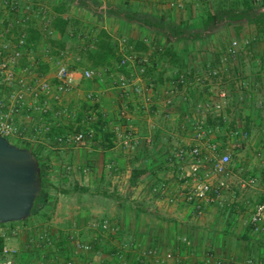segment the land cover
Listing matches in <instances>:
<instances>
[{
  "label": "rangeland",
  "instance_id": "1",
  "mask_svg": "<svg viewBox=\"0 0 264 264\" xmlns=\"http://www.w3.org/2000/svg\"><path fill=\"white\" fill-rule=\"evenodd\" d=\"M12 3L17 5V12L10 11ZM212 5L217 7L216 1ZM101 6L102 8H100ZM60 7H63V13L59 15L67 19L68 22L66 32L62 36L53 32L50 27L51 19L56 15L53 9ZM118 7L121 12L127 13L130 22L107 14L108 9H117ZM200 11V5L195 0H182V7L179 9H169L165 6L164 1L159 0H0V33L4 38L9 39L13 44L18 38L26 40L29 31L37 33L34 41H25L26 46L20 49L22 53L28 54V57H32V59L24 57L17 63V73L23 74L26 81L30 79L44 80L54 86V74L60 66H65L76 73L83 69L99 70L102 72L101 76H103L104 69L109 70L101 82L79 80L75 88L59 95L57 100L49 99L47 114L42 118L48 125V130L44 133H33V129L40 127L41 123H34L38 113L28 108V104H30L28 97L24 98V105L13 117L12 124L16 129H21V135L17 138L7 139L11 145L30 150L31 145L41 147L47 145L52 149L49 152L43 149V152L36 154L38 161L45 169L43 185L39 189V191L45 192V205L36 214L28 216L22 221L0 224V264H4L6 261L9 264H118L113 251L120 248L116 245H119V242H124L128 236H124L122 233L119 236L113 233V235L111 233L94 235L85 230L83 224L85 225L88 220L94 218L95 213L100 215V212L107 210L111 201L117 198L127 199L132 202V206L142 205L140 202L147 205L145 211L149 215L159 213L155 206L158 201H163L165 205L169 206L165 200L174 193L175 189L172 192L169 188V192H172L170 194L151 191L152 187H157L158 182L156 183L154 180H159V174L148 177V180L139 181L137 179L132 188L127 187L126 184L123 185V183L114 188L111 186L115 185L114 181H119L117 179L119 171L108 170L104 167L106 161L102 155L107 147L104 135L109 126L112 131L119 133L130 126L136 135L141 134L131 119L133 112H130L125 104L127 97H120L117 90L113 88L114 80L118 76H126L125 71L116 68V62L122 55L129 53L146 58L144 77H148L149 82H152L154 86L159 84V80L163 82L164 78L171 76L168 73V67L160 62L161 55L159 54L163 41L161 34L168 30L167 27L171 30L179 27L186 35L175 43V53L184 60V62L181 60L175 65L182 66L184 71L195 72L199 75H202L207 69H213L218 73L215 80H212L214 84L221 83L223 79L231 80L234 83L243 79L246 82V78L238 75L235 71L238 61L235 58L227 59L226 44L239 37L240 33L242 36L245 29L247 33L251 32L252 26L244 21L230 26L219 23L214 28L202 32L197 17ZM105 18L110 19L109 25L103 24ZM101 19L103 20L101 21ZM144 20L151 22V27H156L143 26L145 25ZM161 21L164 24H160ZM236 26L239 29H236ZM101 27H104L108 34L106 40L116 58L109 64L95 66L93 65L95 60L88 59L86 54L95 49L97 34ZM206 36H210L214 42L209 38L206 40ZM190 37L191 39H189ZM135 42L142 43L144 49H135ZM22 69H26V71L22 72ZM132 72L133 74L137 73L136 70ZM10 90L16 91L15 88L0 89V97L7 99ZM87 91L97 93L96 104L84 100V93ZM108 95L113 97L114 109L109 107ZM5 103L9 104L8 101ZM131 108L137 113L136 105H132ZM120 111L125 113L126 118L118 117ZM150 114L148 118L145 117L146 121L149 119V123H156L160 119L156 116L158 113ZM157 123L166 134L161 136L160 152L156 157L151 158L152 162H149V166H163L165 171L162 175L163 177L166 175L164 181L169 182L175 188L177 179L173 167L167 161V155L171 154L177 146L187 143L188 138L183 142V139H180L183 137H180V133L172 128L170 122L165 124L157 121ZM87 130H91V136L85 138L80 144L72 146L64 139V137L73 136L79 132L85 133ZM150 131L152 132V129ZM250 142L249 139L241 142L242 157L238 158L235 155L230 157V161L235 167V162L244 169L252 164L253 151ZM81 144L89 150L91 147H95L98 155L95 160L98 162H93V166L101 169V176L99 173H95L99 174V186H86L85 191L82 192L80 191L82 188L76 185L75 177L80 175L82 169L79 167L82 166L83 157L74 149ZM259 164L262 167L260 162ZM239 173L242 172L236 170V174L239 175ZM138 175H134V179L138 178ZM90 183L91 181H88V184ZM259 185L257 178L251 189L235 188L232 185L224 195L225 203L228 206L224 210H231L236 206L240 207L238 212L242 216H248L252 206L258 203L254 193ZM250 195L253 197L250 198ZM129 198L132 199L129 200ZM248 200L252 202L249 204ZM95 202H99V205ZM223 207L221 208L223 209ZM217 208H219V212L222 211L220 207ZM141 209L134 208L133 210ZM78 212L82 213L81 218L84 217L81 224L76 219ZM101 217L103 220H107V217ZM71 235L83 242L91 243L92 250L83 254L75 253L67 241ZM93 237H96V242L92 240ZM139 247L141 246L139 245ZM122 253L124 264H136L134 253L128 251ZM146 264H150V262Z\"/></svg>",
  "mask_w": 264,
  "mask_h": 264
},
{
  "label": "crops",
  "instance_id": "2",
  "mask_svg": "<svg viewBox=\"0 0 264 264\" xmlns=\"http://www.w3.org/2000/svg\"><path fill=\"white\" fill-rule=\"evenodd\" d=\"M261 11L264 12V8ZM109 20V18H105L103 24L109 25ZM249 25L252 26V33H247L245 29L242 36L240 33L239 37L226 44V49H228L231 43H235V59L238 61L235 71L238 75L245 77L246 82L243 79L236 83L223 79L221 83L214 84L215 78H213L212 85H205L204 87L193 85L185 89L177 88L173 104L169 109L168 119L161 118L160 114L156 115L157 113L154 115L160 118L157 121L161 123L170 122L169 124H172V128L180 133V137H183L180 138L183 139V142L189 137L188 133H190L191 124L199 120L202 121L205 129L210 130V140L218 144L230 157L232 155L238 158L242 157L243 152H241L242 147L240 148V144H242V141L249 139L251 140L250 147L253 153L256 150L260 151L262 159H264V143H262L264 141V81L262 79L264 75V34L256 35L254 26L252 24ZM102 28L104 29V27ZM208 38L214 42L210 36H206V40ZM167 61V58L160 59L162 65L168 67V73L171 76L164 78L163 82L159 80L158 85H153L160 94L170 89L174 83L175 76L184 70L176 69L175 66L170 65ZM148 79V77L144 78L143 82L145 84H153ZM240 81L245 82L247 85L245 87L240 86ZM218 85L220 86L217 87ZM103 86L107 87L106 85ZM220 94H223L222 98ZM108 96L109 107L114 109L113 97L111 95ZM125 104L130 112H133L131 119L141 133L138 136L142 139L149 137L150 142L146 144L141 140L133 148H120L113 143L114 134L110 126L108 127L109 129L107 128V133H110L112 137L111 139H104L107 144L104 149V155H102L106 161L104 167L108 170L119 171L117 177L119 181H114L116 182L114 183L115 185L111 186L114 188L115 186L118 187V184L123 183V185L126 184L127 187L132 188L135 186L137 179L141 181L159 174L160 181L155 179L154 182H158L157 186H164L162 194H170L175 189L170 196L172 197L178 192V188L177 186L173 188L169 182L166 183L164 181L166 180V175L164 177L162 175L165 171L163 166H149V162H152L151 158L156 157L157 153L160 152L159 142L162 140L161 136L166 133L159 127L157 121L153 124L149 123V119L146 121L145 117L148 118L149 114L145 116L146 114L137 106L134 97L131 95L127 96ZM132 105L137 106V113L132 110ZM197 107H200V109H197ZM153 108H157V106ZM40 121L38 116L34 123H41ZM182 127L185 130L181 131ZM150 129H152V132ZM232 132H236L237 135L231 137ZM46 140L48 139L46 138ZM43 146L31 145V150H29L36 155L44 150L49 152L52 149L47 145ZM153 146H156V148H153ZM94 148L93 146L89 150L82 144L74 148L75 152L83 157L82 166L79 167L82 170L80 175L75 177L76 185L82 188L80 189L81 192L85 191L86 186H99L98 180L100 179L101 169L93 166V162H98L95 160L98 155ZM253 153L251 160L253 165L251 164L244 169L239 167V163L235 162V168H239L236 170L242 172L239 174H242L244 178L250 176L254 177L255 180L256 178L259 179L260 185L254 195L256 202L260 203L264 200V163L255 159ZM170 155H167L168 162ZM99 162L101 163V160ZM259 162L262 167H260ZM96 172L99 174L96 175ZM136 174H139L138 178L134 179ZM88 181H91V183L88 184ZM169 188H171L172 192H169ZM235 188L239 187L236 186ZM252 197L253 195H250V198ZM131 199L129 198V200ZM165 201L166 204H169L167 200ZM95 203L99 205V202ZM140 204L142 205L132 206V202L127 199H113L111 204L107 206V210L104 209L105 211L100 212V215L95 213L94 218L88 220L83 226L85 230L93 234L94 232L88 228V224L92 221L103 220L101 216H105L115 229L113 234L119 236L122 233L124 236H128V239L116 245L120 246V248L122 247L123 252L132 253L127 248L129 242L136 243L138 247L140 245L139 250H154L158 255L171 251L174 254V260L168 264H203L201 261L202 254L206 250L212 251L218 259L231 261L234 264H242L246 259H252L255 264H264V233H254L249 229L247 224L248 216H242L238 212L240 207L234 206L235 208L231 210H224L228 207L224 200L223 206L226 207L222 206L223 209L220 207L222 209L221 212H219V208L214 206H203L197 212L192 207L185 205L179 198L173 204H169V206L165 205L163 201L156 202L155 206L159 213L149 215L145 211L147 205L141 202ZM133 207L144 209L135 211ZM81 216L82 213L78 212L76 219L79 224L84 218H81ZM181 238H186L190 243V247L179 246L178 240Z\"/></svg>",
  "mask_w": 264,
  "mask_h": 264
},
{
  "label": "built area",
  "instance_id": "3",
  "mask_svg": "<svg viewBox=\"0 0 264 264\" xmlns=\"http://www.w3.org/2000/svg\"><path fill=\"white\" fill-rule=\"evenodd\" d=\"M164 1L165 6L169 9H179L182 7V0H159ZM258 2L260 0H254ZM10 11L17 12L18 7L15 3L10 5ZM25 39L18 38L15 43L3 37L0 33V89L15 88L16 91L8 92V97H0V137L4 139L17 138L21 135V129H16L12 124V119L19 113V109L24 105V98L28 97L30 104L28 108L36 111L40 120V127L33 129V133L39 134L46 132L48 125L43 121V117L47 114L49 99L57 100L59 95L71 91L77 86L79 80L88 81H103V76L108 69L99 70L83 69L80 72L67 69L65 66L57 68L54 74L55 85L51 86L49 82L44 80L30 79L26 81L23 74L17 73V63L22 58L28 57V54L22 53L21 48L25 45ZM235 43L226 50L228 60H233L236 56ZM146 58L129 53L122 55L116 62V68L126 72V76H118L114 80V87L120 97L131 95L136 99L137 106L146 115L150 113H158L161 118L168 119L169 109L173 104L174 94L177 88L185 89L193 85H212V79L217 77V71L207 69L202 75L195 72L183 71L175 76L174 83L170 89L160 94L155 89L153 84H145L143 82ZM137 73L133 74L132 71ZM26 69H22L25 72ZM78 75V77H77ZM264 81V75L262 76ZM240 86L245 87L247 84L240 81ZM98 95L95 92L87 91L84 93V100L96 104ZM223 97V94H220ZM6 101L9 102L6 105ZM157 106V108H153ZM153 108V109H152ZM158 109V110H157ZM200 109V107H197ZM157 110V111H156ZM120 118H126L123 111L119 112ZM182 130H185L182 127ZM114 141L116 145L124 149H130L138 145L141 140L148 144L149 137L141 138L136 135L131 127H126L123 132L113 131ZM236 132L231 133V137L236 136ZM91 136V130L85 133L79 132L73 136L64 137L66 142L72 146L80 144L87 137ZM189 141L183 145L173 149L169 162L174 169L177 179L178 192L167 199V203L173 204L176 199H179L195 211L199 212L203 206L222 207L224 195L233 186H238L240 189H251L255 184L254 177H246L242 174H236V168L230 161V156L219 147L218 144L210 140V130L205 129L202 121H195L191 124ZM141 138V139H140ZM61 140V139H58ZM8 141V140H7ZM253 157L264 163L260 151H254ZM233 179V180H232ZM164 186L152 187L151 191L163 193ZM247 224L249 229L254 233H264V200L260 203H255L248 215ZM88 228L96 235L114 233L115 229L107 220L92 221L88 224ZM72 241L73 248L82 253L91 250L92 244L80 241L72 236L68 238ZM97 241L96 237L92 238ZM179 246L190 247V243L186 238L178 240ZM137 264H168L174 260V254L171 251L165 252L163 255H158L156 251L145 249L139 250L138 245L133 242L127 244ZM123 248H118L114 251V256L119 261V264H124ZM203 264H234L231 261L218 259L210 250H206L202 254ZM4 264H9L7 261ZM242 264H255L252 259H246Z\"/></svg>",
  "mask_w": 264,
  "mask_h": 264
},
{
  "label": "trees",
  "instance_id": "4",
  "mask_svg": "<svg viewBox=\"0 0 264 264\" xmlns=\"http://www.w3.org/2000/svg\"><path fill=\"white\" fill-rule=\"evenodd\" d=\"M195 1L199 3L200 8H201L200 14H198L197 17L199 20L198 22L202 28V32L210 28H214L219 23H223V24H226L227 26H230V25H236L237 23L244 21L247 24H252L254 26L256 35L264 34V12L261 11V9L264 8V0L258 1L259 2L258 4H256L254 0H195ZM215 1L217 4V7L215 5L214 6L212 5V3H214ZM221 6L222 8H220ZM53 10L56 12V15L51 19L50 27L53 32H55L59 36H62L65 34L66 32L65 29L68 25L67 19L62 18L59 15L63 13V7L56 8ZM107 14L120 17L126 22L131 21L127 13L121 12L119 7L117 9H114V8L108 9ZM143 23L145 24L143 25L145 27L147 26L150 28L156 27V26L151 27L150 26L151 22L147 20H144ZM160 24H164V23H162L161 21ZM167 29L168 30L166 32L161 34L163 41L160 46V50H161V53H159L161 55L160 57L161 59L167 58L168 60L167 62L170 65L175 66L176 69L178 70L179 69L181 70L183 69V67L175 65V63H180L181 60L182 62L184 61L177 55V53H175V43L179 41L180 39L186 37V35L184 34L183 29H180L179 27H176L174 30L169 29V27H167ZM236 29H239V27L236 26ZM36 37H37V33L35 31H29L28 38H26L25 41L26 42L34 41ZM107 37H108L107 32L105 31V29L101 27L97 34L98 39L96 42L95 49L86 54V57L88 59H92L93 61L95 60L93 64L95 66L97 64H100V65L109 64L112 60L116 58L113 50L108 45V42L106 40ZM189 39H191V37ZM173 44H174V48H173ZM139 48L144 49L142 43L135 42V49H139ZM104 136L110 139L112 137L110 133H106ZM27 150L35 157L37 161L38 170H39V178H40V186H42L43 185V174H44L45 169L43 168L41 162L38 161L34 152L30 151L29 149ZM44 205H45V192L40 190L34 199L33 206L29 212V216L36 214L40 209L44 207ZM78 240L81 241V239H78ZM67 241L73 247L72 241H70L69 239H67ZM0 247H1V240H0ZM72 249L77 254H83L82 252L76 251L74 248ZM91 250H92V247H91ZM118 264H119V261H118Z\"/></svg>",
  "mask_w": 264,
  "mask_h": 264
},
{
  "label": "water",
  "instance_id": "5",
  "mask_svg": "<svg viewBox=\"0 0 264 264\" xmlns=\"http://www.w3.org/2000/svg\"><path fill=\"white\" fill-rule=\"evenodd\" d=\"M39 189L35 157L0 137V224L27 218Z\"/></svg>",
  "mask_w": 264,
  "mask_h": 264
}]
</instances>
